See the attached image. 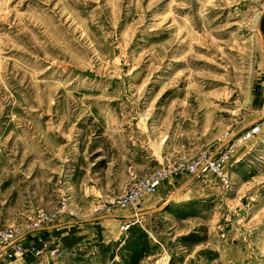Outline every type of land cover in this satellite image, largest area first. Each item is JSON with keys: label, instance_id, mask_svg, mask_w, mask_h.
<instances>
[{"label": "rangeland", "instance_id": "1", "mask_svg": "<svg viewBox=\"0 0 264 264\" xmlns=\"http://www.w3.org/2000/svg\"><path fill=\"white\" fill-rule=\"evenodd\" d=\"M263 14L264 0H0V231L57 228L20 257L47 243L37 264H264ZM253 122L219 193L125 231L113 219L140 207L117 205L140 178L228 151ZM78 230L102 239L56 245Z\"/></svg>", "mask_w": 264, "mask_h": 264}, {"label": "crops", "instance_id": "2", "mask_svg": "<svg viewBox=\"0 0 264 264\" xmlns=\"http://www.w3.org/2000/svg\"><path fill=\"white\" fill-rule=\"evenodd\" d=\"M264 17V14H263ZM264 20V19H263ZM262 33V43H263V48H264V24L263 28L261 29ZM263 57H264V50H263ZM256 122V121H255ZM254 123V122H253ZM258 138V137H257ZM229 141V140H228ZM227 142L224 141L221 143L219 146H217L215 152L219 151ZM252 149L251 146H246L243 145L240 147L235 155L233 156L232 163H237V161L241 160L242 158L245 157V155ZM161 161V159L159 160ZM191 174H184V175H179L175 176L172 179L161 182L159 185L157 192L155 194H152L151 196L146 197L142 202L140 207L136 210V213L134 211H129L124 214H114L115 220H121L124 222L125 220H133L137 216L147 218V221L149 223L152 220L153 213L159 211V210H165L166 207L170 204L172 201L176 202H182V206H180L178 203L172 205L170 208H172L173 213H177V209L181 207H187L188 205L184 203L194 201L196 199L208 197L210 195H213L214 193H219L220 188L218 187V180H211L209 184L205 185L202 183L196 184L195 176L196 175H191ZM211 176V175H210ZM179 198V199H177ZM177 199V200H176ZM169 208V207H168ZM140 210V213H137V211ZM143 211V212H142ZM104 217H109V216H104ZM101 218V217H99ZM110 218V217H109ZM80 222L77 221H68L62 228L65 227H71V225L74 227L75 225H79ZM60 226V225H59ZM54 228V227H53ZM46 229V230H45ZM48 229V230H47ZM57 229V228H55ZM52 228H44L40 230H35V231H24L20 235V240L24 245L28 244L31 246L33 245H38L39 243L48 240L51 236H53ZM52 230V231H50ZM79 232H74L72 233V237H67L64 236L62 241H56V245H61V247L70 250L74 249L75 247L79 246L82 242H89V243H95V241H100L99 239H102V235H95L94 239H89L87 240H82L83 235L78 230ZM67 235V234H66ZM116 239L117 237H113ZM82 240V241H81ZM109 240V239H108ZM107 242V241H106ZM27 245V246H28ZM37 255L36 254H26L24 256H21L19 259L16 260H8V258L4 254H0V264H37Z\"/></svg>", "mask_w": 264, "mask_h": 264}, {"label": "built area", "instance_id": "3", "mask_svg": "<svg viewBox=\"0 0 264 264\" xmlns=\"http://www.w3.org/2000/svg\"><path fill=\"white\" fill-rule=\"evenodd\" d=\"M263 133V123L257 122L251 124L246 129L242 130L232 141L233 143L228 151H221L219 154H204L191 162H179L169 164L167 167H161L155 170L152 174L140 178L135 182L117 201L119 208H127L129 206L139 205L147 195H152L157 192L161 182L175 173L188 172L193 175L213 174L219 180L220 185H224L229 181V174L226 170V164L231 158L232 152H235L236 143L241 141L257 138ZM231 141V142H232ZM230 142V143H231ZM138 219L125 220L121 224L122 230H127L129 226ZM36 225L32 229H40ZM21 232L17 229L9 228L0 231V254H4L10 259L20 257L25 252V246L20 240ZM37 255H42L47 251L48 244L44 243L42 247L32 246ZM55 251L52 250V254ZM46 254V253H45Z\"/></svg>", "mask_w": 264, "mask_h": 264}]
</instances>
